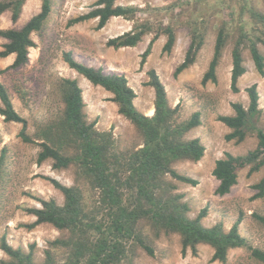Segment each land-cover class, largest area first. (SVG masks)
Segmentation results:
<instances>
[{"label":"rangeland","instance_id":"1","mask_svg":"<svg viewBox=\"0 0 264 264\" xmlns=\"http://www.w3.org/2000/svg\"><path fill=\"white\" fill-rule=\"evenodd\" d=\"M95 2L52 0V10L42 29L32 34L35 45L30 48L28 63L8 68L14 62L15 54L0 56V81L7 86L15 109L28 120L27 131L33 135L39 125L63 112L64 103L58 84L62 78H76L83 89L88 121L95 122L99 130H111L118 150H132L141 145L142 137L135 125L119 113L113 93L94 85L71 68L63 54L72 51L82 63L101 68L105 73L125 75L136 92L134 103L137 109L146 115H150V109L155 110V89L148 84L150 76L147 73L155 69L165 86L170 105L180 104L182 120L188 119L195 111L201 112L202 123L186 137L201 139L206 147L204 156L199 161L184 159L174 163L180 173L197 179L198 183L192 185L173 179L177 186L174 193L182 194L181 200L189 205L190 217H196L202 209L206 210L202 223L207 227L222 223L225 230H229L241 217V234L252 247L264 249V224L254 217V214L264 215V197H256L254 187L264 176V165L256 171H251V166L239 169L238 182L225 195L216 192L219 180L212 173L216 160L224 157L225 153L243 155L257 147L258 138L254 131H250L243 141L227 140L225 136L231 129L218 119L220 115L234 114L233 102L248 106L246 88L253 83L258 85L261 108L256 125L264 129V75L256 70L249 43L243 47L246 71L238 81L240 89L234 92L231 88L232 49L241 28L248 32L253 30L255 23L251 10L264 13V0H117L118 4L138 6L139 11L132 18L114 16L101 28L97 18L69 23L72 18L89 12ZM41 5L42 0H26L15 22L11 11H5L0 15V28L21 27L40 11ZM191 20H198L206 26L205 43L196 61L175 76L174 71L184 60L191 42L188 27ZM145 21H150L155 27L171 23L176 41L172 51L166 52L163 46L167 36L161 34L141 66V55L154 33L144 35L136 46L115 48L108 46L107 42ZM223 22L229 24V36L217 70L218 80L203 85L202 77L213 57L218 27ZM6 41L0 37V50ZM258 47L264 54V43L259 42ZM22 127V123L5 121L0 115V157L5 150L4 173L0 179V244L5 236L13 247L33 252L35 260L42 263L49 243L66 231L50 223L33 228L24 226L36 220V216L25 208L41 207L37 198L55 199L63 204V192L49 178L70 186L76 184L77 174L72 166L53 168L52 160L38 163L40 146L21 139L19 132ZM147 229L154 254L139 246L133 253V264H263L246 247L231 249L225 262L211 261L214 249L207 243L198 245L196 255L191 250L183 255L179 233L162 232L155 237L151 226ZM2 259L7 260L9 256L0 246Z\"/></svg>","mask_w":264,"mask_h":264},{"label":"trees","instance_id":"2","mask_svg":"<svg viewBox=\"0 0 264 264\" xmlns=\"http://www.w3.org/2000/svg\"><path fill=\"white\" fill-rule=\"evenodd\" d=\"M26 0H0V15L7 10L15 22L21 15ZM52 10V0H42L41 9L19 28H0V37L7 41L0 50V56L15 54L14 62L8 68H18L29 61L30 48L35 45L32 34L42 29ZM139 11L138 6L118 4L117 0H96L93 8L72 18L69 23H78L92 18L98 19V27L106 25L114 16L132 18ZM255 26L250 32L241 28L240 36L232 49L231 88L239 91L238 81L245 73L243 47L249 43L250 53L256 70L264 75V54L258 47L264 43V13L251 10ZM191 42L184 60L176 67L174 75L189 68L197 58L205 43L207 28L198 20L188 23ZM229 24L223 22L218 27L213 57L202 77V84L217 82V70L223 49L229 36ZM154 33L141 55V66L145 64L156 39L167 36L163 50L170 52L176 41V32L171 23L155 27L150 21L136 24L132 30L112 37L107 45L115 48L136 46L144 35ZM64 60L94 85H100L113 93L119 113L128 118L137 128L142 143L132 150L122 152L116 147L111 130H99L95 122H89L85 112L83 89L76 78H62L58 84L64 103L63 112L36 128L31 135L27 131L28 120L15 109L7 86L0 81V115L5 121L23 124L19 136L24 142L40 146L37 161L52 160L53 168L74 167L77 182L64 185L55 178H49L65 197L63 204L55 199L37 198L41 207H26L36 216L30 224L33 228L42 223H50L61 231H66L49 243L45 250V260L38 263L33 252L15 248L5 236L1 248L9 256L0 264H133V253L139 246L149 254L154 250L149 243L147 226L155 231V237L162 232L180 234L182 254L191 250L198 252L200 243L210 244L214 253L211 261H227L229 251L236 247H246L251 255L264 264V249L252 247L240 232L242 218L239 217L229 230L222 223L207 227L202 223L206 210L196 217H190L187 202L182 194L174 193L177 186L173 179L196 185L198 180L180 173L174 163L180 160L199 161L206 147L199 137L186 135L201 123V112L195 111L188 119H181V106L170 105L165 86L155 69L148 70V84L155 89L154 114L146 115L137 109L134 99L136 92L123 74L105 73L78 61L72 51H65ZM249 104L233 102L234 114L220 115L218 119L231 131L227 140L243 141L250 131L257 135V147L243 155L225 153L215 162L213 175L219 180L216 192L229 193L238 182V171L251 166L256 171L264 165V129L256 125L261 114L257 83L246 88ZM5 150L0 157V179L4 173ZM256 197H264V176L254 186ZM264 224V215L254 214ZM67 234V235H66Z\"/></svg>","mask_w":264,"mask_h":264},{"label":"crops","instance_id":"3","mask_svg":"<svg viewBox=\"0 0 264 264\" xmlns=\"http://www.w3.org/2000/svg\"><path fill=\"white\" fill-rule=\"evenodd\" d=\"M153 112H154V110L152 108V109H150L149 114L151 115V114H153Z\"/></svg>","mask_w":264,"mask_h":264}]
</instances>
